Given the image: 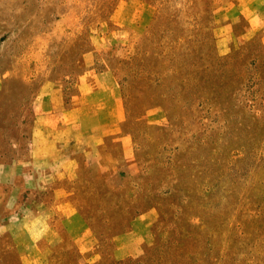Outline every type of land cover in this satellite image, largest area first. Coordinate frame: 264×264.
I'll use <instances>...</instances> for the list:
<instances>
[{"label": "rangeland", "instance_id": "1", "mask_svg": "<svg viewBox=\"0 0 264 264\" xmlns=\"http://www.w3.org/2000/svg\"><path fill=\"white\" fill-rule=\"evenodd\" d=\"M264 0H0V264H264Z\"/></svg>", "mask_w": 264, "mask_h": 264}, {"label": "crops", "instance_id": "2", "mask_svg": "<svg viewBox=\"0 0 264 264\" xmlns=\"http://www.w3.org/2000/svg\"><path fill=\"white\" fill-rule=\"evenodd\" d=\"M262 10H264V7L262 8Z\"/></svg>", "mask_w": 264, "mask_h": 264}]
</instances>
